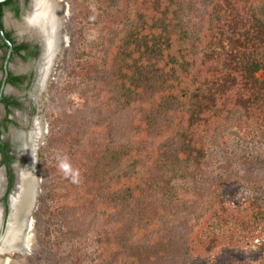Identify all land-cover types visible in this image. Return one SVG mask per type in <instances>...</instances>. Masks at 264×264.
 <instances>
[{
    "label": "trees",
    "instance_id": "obj_1",
    "mask_svg": "<svg viewBox=\"0 0 264 264\" xmlns=\"http://www.w3.org/2000/svg\"><path fill=\"white\" fill-rule=\"evenodd\" d=\"M96 10L114 21L72 62V127L48 120L57 232L44 241L88 236L100 264H199L260 239L256 263H233L264 264V209L225 200L230 179L201 188L208 134L264 127V0H96Z\"/></svg>",
    "mask_w": 264,
    "mask_h": 264
},
{
    "label": "rangeland",
    "instance_id": "obj_2",
    "mask_svg": "<svg viewBox=\"0 0 264 264\" xmlns=\"http://www.w3.org/2000/svg\"><path fill=\"white\" fill-rule=\"evenodd\" d=\"M57 7L66 6V17L63 22L61 38L65 44L59 51L56 64L46 85L41 99L38 120L47 124L51 117L63 116L67 126L72 127L73 116L78 113L79 105L73 104L76 99L70 97L63 87L66 85L72 62L82 46L95 49L102 34L113 24L96 10V0H55ZM190 7L208 3L209 0H185ZM60 9V8H59ZM264 79V71L258 73ZM83 119V118H82ZM45 135V140L48 134ZM44 140V142H45ZM206 158L201 174V188L204 196L215 189L219 178L230 179L219 193L233 205L245 199L255 200L264 209V186L256 183L264 179V127L261 129L236 128L219 130L206 136ZM37 175L41 181L37 204L32 212L31 230H29L30 247L27 252H16L8 255L7 264H100L101 259L96 247L90 245L88 236H80L65 244H47L43 235L46 230L55 235V223L47 217V192L52 187L50 161L58 157V151L44 143L37 152ZM48 155L50 157H48ZM47 211V212H46ZM67 223L71 221L66 220ZM84 223V222H83ZM85 224V223H84ZM263 240L256 239L250 249L244 252L218 251L211 260L198 261L199 264H235L240 262L256 263L261 256L260 245ZM23 253V254H22Z\"/></svg>",
    "mask_w": 264,
    "mask_h": 264
},
{
    "label": "flooded vegetation",
    "instance_id": "obj_3",
    "mask_svg": "<svg viewBox=\"0 0 264 264\" xmlns=\"http://www.w3.org/2000/svg\"><path fill=\"white\" fill-rule=\"evenodd\" d=\"M29 3V0H12L0 9V29L12 48L7 56L8 47L0 37V175L2 187L5 185V192L0 201H3L5 206L7 195L16 180L13 168L15 165H24L26 159L17 154V147L13 145L15 142L12 137L16 133L25 131L22 120L33 121L36 118L37 121L42 118L39 114L41 98L38 97V91L40 86H44L46 91V83L56 64L53 60L51 65L53 67H50L52 69L48 67L47 63H50V60L44 53L45 40L40 28L33 23L29 29L31 32L27 30L26 33L27 31L23 32L19 28L23 24L20 25L17 21L28 11ZM26 18L27 16L25 25H27ZM35 146L37 144L33 145Z\"/></svg>",
    "mask_w": 264,
    "mask_h": 264
},
{
    "label": "bare ground",
    "instance_id": "obj_4",
    "mask_svg": "<svg viewBox=\"0 0 264 264\" xmlns=\"http://www.w3.org/2000/svg\"><path fill=\"white\" fill-rule=\"evenodd\" d=\"M28 7V11L26 12L27 25L23 23V26H20L19 28L22 29L21 31L23 32H26L27 30L31 32V30L29 29H31L33 23L42 30L41 34L43 36V39L45 40L44 53L47 55V59L50 60V63L47 64H49V68L53 67L51 66L53 59H56V56H58L60 49L65 44V39L61 38L63 33L61 27H63V22L64 18L66 17L67 10L64 5L62 7H57L55 0H30V4L28 5ZM28 31L26 33H28ZM37 79L38 78H36V80ZM40 87L41 88L38 91V97L42 99L44 97L45 87ZM31 120L32 119H30V121L28 119H25V121L22 120L21 122H23L24 124L25 131L23 130L20 133H16L12 137L13 141L15 142V144L13 145H16L17 147V154L24 156L26 159L29 155V152L31 153L33 145L37 143L39 137H41V134L45 131V124L42 122V120L36 121V118L33 121ZM1 178L2 177L0 175V190L2 187ZM37 179L39 180V178H36V180ZM34 192L37 193V188H35L33 184L32 176L29 173V166L27 165L23 168H20L16 175L15 193H12V197L10 199L11 224L9 225V229L6 233L5 238L3 239V243L5 244V246H7L9 250L13 251V253L19 251V253H21L29 250L30 233H28V235L26 236L24 234L25 232H22L20 218L22 214H24L26 208L30 205L31 200L35 197ZM29 223L32 224V221H30ZM6 263L7 261L5 260L2 262V264Z\"/></svg>",
    "mask_w": 264,
    "mask_h": 264
},
{
    "label": "water",
    "instance_id": "obj_5",
    "mask_svg": "<svg viewBox=\"0 0 264 264\" xmlns=\"http://www.w3.org/2000/svg\"><path fill=\"white\" fill-rule=\"evenodd\" d=\"M5 1H7V0H0V3H4ZM29 2H30V0H29ZM65 8H66V6H65ZM25 16H26V13L17 21L18 24L21 25L24 23ZM61 30H63V27H61ZM0 37L3 41V43L8 47L7 56H9V54L12 50L11 44L6 39V37L4 36L2 29H0ZM53 60H56V59H53ZM46 126H47V124H45V131L42 133L43 135L41 134V137H39V139L36 143L37 146L33 147L31 153L29 152L27 159H24V165H15L13 168L15 176H16L17 172L20 168H23L24 166L28 165L29 166V173L33 179V184H34L35 188H37V193L34 192L35 197L31 200L30 205L26 208L24 214H22V216L20 218L21 219L22 232H25L24 234L26 236L28 235V232L31 229V225H30L31 223H29V222L32 221V212L34 211V208L37 204V197H38V194L40 193V179L36 180V178H39V177L37 175V155H35V151L44 143L45 135L47 133ZM37 181H38V184H37ZM15 182H16V180H15ZM15 182H14L12 190L7 195V201H6L7 207L5 206L3 201H0V264H2V262L4 260L7 261V263H8V255L13 254V251L9 250V248H7V246H5V244L3 243V239L5 238L6 233L9 229V225L11 224L10 223V213H11V209H10V202L11 201H10V199L12 197V193L13 192L15 193ZM4 192H5V185H3V187L0 191V199L3 197ZM5 210L7 211V213H5ZM4 219H5V222H4Z\"/></svg>",
    "mask_w": 264,
    "mask_h": 264
},
{
    "label": "clouds",
    "instance_id": "obj_6",
    "mask_svg": "<svg viewBox=\"0 0 264 264\" xmlns=\"http://www.w3.org/2000/svg\"><path fill=\"white\" fill-rule=\"evenodd\" d=\"M59 169L63 172L66 178L71 180L72 183L78 182L79 172L73 170L66 159H61Z\"/></svg>",
    "mask_w": 264,
    "mask_h": 264
}]
</instances>
